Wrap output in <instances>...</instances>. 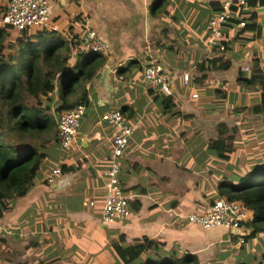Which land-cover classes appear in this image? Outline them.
I'll list each match as a JSON object with an SVG mask.
<instances>
[{
    "label": "crops",
    "instance_id": "obj_1",
    "mask_svg": "<svg viewBox=\"0 0 264 264\" xmlns=\"http://www.w3.org/2000/svg\"><path fill=\"white\" fill-rule=\"evenodd\" d=\"M221 1L48 0L57 35L84 40L94 29L108 44L104 65L115 90L106 99L97 81L102 67L85 85L88 104L72 141L49 143L28 191L0 216V264H140L152 251L126 262L116 246L141 238L153 239L160 257L175 252L196 256L197 264H264L263 234L245 237L244 224L231 231L187 220L217 198L221 180L236 184L264 163V114L252 109L264 90V0L243 4L260 35L234 38L226 24L230 42L223 51L208 42ZM150 57L169 79L168 97L143 79ZM210 58L228 65L206 67ZM116 108L132 127L117 173L129 216L103 222V172L111 165L114 130L100 116ZM218 137L226 158L211 146ZM55 167L61 173L49 183Z\"/></svg>",
    "mask_w": 264,
    "mask_h": 264
},
{
    "label": "trees",
    "instance_id": "obj_2",
    "mask_svg": "<svg viewBox=\"0 0 264 264\" xmlns=\"http://www.w3.org/2000/svg\"><path fill=\"white\" fill-rule=\"evenodd\" d=\"M253 2L248 0L247 4ZM233 13L238 18L226 24L234 38L244 36L245 32L250 39L260 35L259 31L254 32L252 22H248L253 17L247 18L244 5L235 7ZM244 19L245 24L239 27V20ZM9 29L6 24H0V216L9 203L28 191L46 161L48 145L55 139L59 113L76 104H88L85 85L105 63V56L90 50L86 39L67 40L52 30L29 33L23 30L11 38ZM228 34L223 32L217 38L224 47L230 42ZM227 65L228 61L222 58H210L205 66L225 68ZM78 86L82 88L79 96L68 100ZM252 109L264 114V90ZM224 144L221 137L211 143L220 158L228 157L223 154L228 150ZM240 180L244 184L221 180L218 196L240 199L249 209L250 217L242 223L250 229L245 237L264 235V163L244 171ZM156 246L153 239L141 238L130 247L117 245L116 249L126 262L152 251L149 255L153 257L147 256L140 264H197L196 256L189 253L178 256L170 252L160 257V248Z\"/></svg>",
    "mask_w": 264,
    "mask_h": 264
},
{
    "label": "built area",
    "instance_id": "obj_3",
    "mask_svg": "<svg viewBox=\"0 0 264 264\" xmlns=\"http://www.w3.org/2000/svg\"><path fill=\"white\" fill-rule=\"evenodd\" d=\"M209 3L213 0H196ZM245 0H222L218 13L210 20L209 43L218 44L219 50L223 51L224 46L217 38L222 35L225 24L234 18V8L243 5ZM4 14L0 19L11 30L18 33L25 30L35 31H56V26L50 18L48 0H6L3 8ZM245 24V20H239V27ZM87 46L92 51L101 52L106 55L108 44L102 40L94 29H87L85 33ZM246 69V68H245ZM143 79L149 84H158L160 89L171 94L169 79L163 73L161 63L155 60L147 61L142 69ZM187 79V74L183 75ZM85 110L84 104H76L64 109L58 118L55 139L62 147L68 146L72 141L79 125V119ZM113 130L114 135L110 139L111 165L103 172L106 177L104 181L105 194L103 197L101 218L103 222H110L114 219H125L129 216L128 200L122 186L117 179L119 171L118 158L123 154L128 140L132 135V127L125 120L120 109L116 108L104 112L100 116ZM61 169L52 168L46 175L47 182L51 183L60 175ZM250 217L249 209L240 199H229L225 196H217L213 202L207 204L199 212L187 214V220L202 228L221 226L227 229L240 228L242 223Z\"/></svg>",
    "mask_w": 264,
    "mask_h": 264
},
{
    "label": "water",
    "instance_id": "obj_4",
    "mask_svg": "<svg viewBox=\"0 0 264 264\" xmlns=\"http://www.w3.org/2000/svg\"><path fill=\"white\" fill-rule=\"evenodd\" d=\"M97 81L98 84L103 87L105 97L106 99H108L110 93L115 90V87L110 82V69L108 68V66L106 65L102 66ZM230 230L232 231L234 229H230Z\"/></svg>",
    "mask_w": 264,
    "mask_h": 264
},
{
    "label": "rangeland",
    "instance_id": "obj_5",
    "mask_svg": "<svg viewBox=\"0 0 264 264\" xmlns=\"http://www.w3.org/2000/svg\"><path fill=\"white\" fill-rule=\"evenodd\" d=\"M0 5H1L0 6V19H1V16H2V13H3L4 0H3V3L0 4ZM0 24H2L1 21H0ZM9 32H10V37L11 38H15L16 37L17 31L14 32L13 30H9ZM143 44H144V46H147L148 44H150V42L148 41L147 37L144 38V43ZM149 60H154V59L152 57H150L147 61H149ZM263 159H264V156H263ZM236 184L242 185V184H244V181H241L239 179V180H237Z\"/></svg>",
    "mask_w": 264,
    "mask_h": 264
},
{
    "label": "clouds",
    "instance_id": "obj_6",
    "mask_svg": "<svg viewBox=\"0 0 264 264\" xmlns=\"http://www.w3.org/2000/svg\"><path fill=\"white\" fill-rule=\"evenodd\" d=\"M105 56V55H104ZM144 66V65H143ZM143 69V68H142ZM171 93H172V91H171ZM167 95H169V94H167Z\"/></svg>",
    "mask_w": 264,
    "mask_h": 264
}]
</instances>
